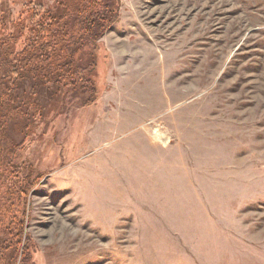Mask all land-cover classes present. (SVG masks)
I'll list each match as a JSON object with an SVG mask.
<instances>
[{
  "label": "rangeland",
  "instance_id": "374dc122",
  "mask_svg": "<svg viewBox=\"0 0 264 264\" xmlns=\"http://www.w3.org/2000/svg\"><path fill=\"white\" fill-rule=\"evenodd\" d=\"M118 11L97 99L44 87L31 132L9 130L34 167L26 264H264V0Z\"/></svg>",
  "mask_w": 264,
  "mask_h": 264
},
{
  "label": "trees",
  "instance_id": "16d2710c",
  "mask_svg": "<svg viewBox=\"0 0 264 264\" xmlns=\"http://www.w3.org/2000/svg\"><path fill=\"white\" fill-rule=\"evenodd\" d=\"M118 12V0H55L46 9L28 0L11 18L0 5V264L29 259L24 212L34 167L18 162L24 141L9 130L23 138L31 132L32 117L43 111L37 95L44 87H68L85 95L83 105L97 99L96 45Z\"/></svg>",
  "mask_w": 264,
  "mask_h": 264
}]
</instances>
